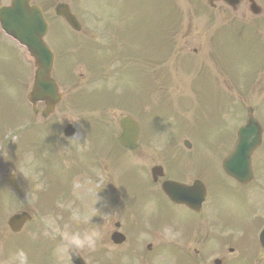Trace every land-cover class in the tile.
<instances>
[{"label": "flooded vegetation", "instance_id": "flooded-vegetation-1", "mask_svg": "<svg viewBox=\"0 0 264 264\" xmlns=\"http://www.w3.org/2000/svg\"><path fill=\"white\" fill-rule=\"evenodd\" d=\"M241 3L242 0L239 1V6L236 9L240 8ZM151 150L153 149L149 147L148 151ZM199 161L202 165L189 167L186 164H182L177 166L182 172L178 170H175V172L183 173V175L181 177H170L164 171L166 161L158 157L156 153H153L150 154L148 164L140 173L142 175L149 174L152 167L161 166L164 174L158 180V183L168 179L187 185L192 184L194 181H200L205 184L206 191H209V182L218 178L217 172L210 166L209 161L201 155H199ZM131 192L134 193L136 200H140L143 204L145 202H153L156 207H160V198L164 197L161 191L158 192V190L154 193L148 192L144 185L138 187L136 191L131 190ZM205 204L206 202L202 204L197 212L181 206L175 207L183 215V217L177 218L176 221L181 225L187 226L185 229L178 230L179 226L177 225V229H171L170 231L172 248H166V252L169 253L172 264H264V247L261 246L259 240L264 230V223L261 222L260 218L254 217L253 223L242 225L237 220L240 216L237 209L224 208L219 214H215L219 215L214 217L215 222L211 223L208 216H203L201 222H196L203 212L209 211L208 207H204ZM136 214L137 211L129 209L125 215V221L131 225L129 226L131 231H137V228L144 227V225L132 222ZM42 216L44 217L45 215L43 214ZM90 221L91 230L93 231V210L91 211ZM152 225L156 226L155 224ZM122 226L124 227L123 224ZM28 227L29 230L26 232L22 230L18 234L8 233L7 246L4 248L1 246V242L5 241V238L2 237V232L5 231V228L0 224V264H5L6 262L9 264H20L19 253L23 252L27 253V259L23 264H43L40 255L46 252V248L42 247L34 252L32 249L27 248L25 243L31 236L37 237L47 233L48 224H28ZM57 228L60 229L59 226ZM152 235L156 240L158 236L153 233ZM58 238L56 251L61 253L65 250V244L60 239L61 233H58ZM154 258V263H158V258ZM136 259L138 264L143 263L145 260L142 256H138ZM52 264H64L62 257L60 256L58 261H54ZM144 264H153V262L146 260Z\"/></svg>", "mask_w": 264, "mask_h": 264}, {"label": "rangeland", "instance_id": "rangeland-1", "mask_svg": "<svg viewBox=\"0 0 264 264\" xmlns=\"http://www.w3.org/2000/svg\"><path fill=\"white\" fill-rule=\"evenodd\" d=\"M202 1V0H201ZM193 4L189 1V2H186L184 4H181V7H176V9L179 11V12H182L185 10L188 18H191L192 17V27H193V31H192V39H190L188 41L189 43V49L187 51V55H190V56H194V57H199V58H202L203 55H205L206 53L205 52H208L207 48L205 49V46L202 45L201 41L198 39V37L200 36H204V35H201L202 33L205 32V26L202 25V22L201 23H197L196 21V16L194 14V11H193ZM192 10V11H191ZM240 12V11H239ZM162 14H164V9L162 10ZM213 14H225V15H228L226 12L222 13L221 9L219 8L218 10H216ZM239 14V13H238ZM181 16H184L185 14L182 13L180 14ZM225 15H220L217 17L216 21L212 24L209 25L208 27V31H212L214 30L216 27H218L223 19H225ZM229 16V15H228ZM200 35H199V34ZM161 35L164 36L165 35V32L164 30H162L161 32ZM195 49L197 52L196 54H193L192 53V50ZM205 49V50H204ZM240 58H243V57H240ZM240 58H237L235 59V65L236 66H239L240 63H241V59ZM226 59V58H224ZM5 61L1 62L0 65H2L3 67L5 66ZM125 64L128 66V71H131L133 70L132 69V61L130 59L126 60L125 61ZM18 72H20V69H18ZM175 72H170V76L174 75ZM206 78L208 79V82L210 85L214 84L215 80H216V75L214 73V69L212 67H208L205 72H204ZM195 76L194 73H192L191 75H189V80H191V78H193ZM197 76V75H196ZM132 78V77H131ZM168 78V76H166V79ZM172 79V77H171ZM218 79L219 81L220 80H226L225 76H223L222 74L218 75ZM258 79H259V87H253V91H252V94L246 99V100H243L242 103H245V104H252L254 107L256 105L259 104V102L262 100L260 96H264V76L263 75H258ZM241 81V91L243 89V80H240ZM149 84L146 83L145 84V87H147ZM186 86L185 83H182V87L184 88ZM223 86V85H221ZM5 89L4 86H0V121L3 120V119H7L9 117H12L13 115L11 114H8L6 116L5 114V102H4V99H3V95L1 93V91L3 92ZM167 89V93L169 94V97H167L166 101L168 102H174V99H182L183 97H187V99L185 101H183V104H182V110H186L185 107L187 106H190L192 103H195L196 104H199V105H202L204 103H207L209 101V107L210 108H215L216 105L214 102H212L214 100V91L212 90V88H207V87H204L203 89L200 88V87H196V92H193V91H187V90H183L181 87H175L174 89L170 86L166 87ZM224 89V88H223ZM191 92H193L191 95ZM243 93V92H242ZM126 99L129 101V103H132V102H136V91L133 89L132 86H129L127 91H126ZM244 94H247V93H244ZM3 96V97H2ZM241 96L245 97V95L241 94ZM142 99H145V95L144 93H141L139 95V100H142ZM156 98L153 96V98L150 100V101H147L148 104H153L155 102ZM155 105L153 104L152 107H154ZM261 106V104H260ZM167 109V112L168 111H171V107L168 106L166 107ZM145 112H146V115L150 112V108L148 107V105H146V108H145ZM151 110L153 111L149 117L150 121L152 122V125H151V133L153 136H155V141L157 142V140L163 144H167V143H170L171 142V139H172V134L170 135V137H165V133H166V127L168 128H173V125L171 124V122H169L167 124L166 127H164V123H165V120L163 117L161 118H158L157 117V112L154 111L155 108H151ZM188 112L190 114H184L185 116L187 117H191L193 115V112L188 110ZM119 113H124V112H120V110H117L116 113L114 114L113 118H112V122L116 121V117ZM60 115V114H59ZM170 119H172V116H169ZM228 118V121H232V119L230 117H227ZM174 120V119H173ZM181 125V123H180ZM215 131H218L217 134H215ZM192 134L194 135V137L196 139H199V138H203V141H204V144H212V143H217V139L218 137H222V133L220 132V128L218 125H207L206 123V120H205V115L202 114L201 118H200V121L198 124H196V128L193 129L192 131ZM79 135V134H78ZM234 135V134H233ZM79 139H80V135H79ZM3 147V146H1ZM97 147H102L101 145L97 144ZM146 147V145H145ZM209 147H213V145H210ZM100 150H103V151H107L106 149H100ZM114 155L117 157V153L116 152H113ZM68 190V187L64 188L62 191H60V194L61 195H64L66 193V191ZM250 193V192H248ZM226 195H223V198H225ZM174 213V212H173ZM180 214V213H179ZM182 215V214H181Z\"/></svg>", "mask_w": 264, "mask_h": 264}, {"label": "water", "instance_id": "water-1", "mask_svg": "<svg viewBox=\"0 0 264 264\" xmlns=\"http://www.w3.org/2000/svg\"><path fill=\"white\" fill-rule=\"evenodd\" d=\"M249 136L248 134H245V135H242L241 139L238 141L237 143V146L235 148L236 152L235 153H238V152H241L242 153V158L245 159L246 163H247V159H249V156H248V152L247 153H244L245 150H241L239 147L240 145L242 146L243 143L244 144H247L248 143V139H249ZM129 140L126 138L124 139V141L122 143H127ZM253 142V141H252ZM257 144V142H256ZM255 145V144H254Z\"/></svg>", "mask_w": 264, "mask_h": 264}]
</instances>
